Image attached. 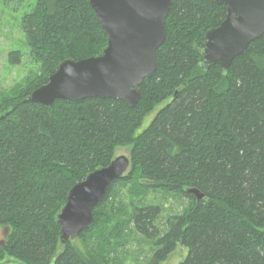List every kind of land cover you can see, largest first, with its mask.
Listing matches in <instances>:
<instances>
[{"label":"trees","instance_id":"obj_1","mask_svg":"<svg viewBox=\"0 0 264 264\" xmlns=\"http://www.w3.org/2000/svg\"><path fill=\"white\" fill-rule=\"evenodd\" d=\"M226 14L214 0H172L156 71L135 107L99 97L45 105L26 98L65 59L101 55L108 36L89 0L31 4L19 22L26 50L9 53L12 65L31 64L29 72L0 87V228L9 227L0 262L117 264L112 237L120 242L132 224L154 240L147 264H161L178 244L188 249L179 264H264V34L227 72L203 69L205 32ZM123 146L128 170L94 208L82 240L61 244L57 215L69 190ZM117 185L130 201L117 198ZM149 191L188 199L164 230L162 205L145 202Z\"/></svg>","mask_w":264,"mask_h":264},{"label":"water","instance_id":"obj_2","mask_svg":"<svg viewBox=\"0 0 264 264\" xmlns=\"http://www.w3.org/2000/svg\"><path fill=\"white\" fill-rule=\"evenodd\" d=\"M227 7L226 18L205 32L200 66L219 65L227 72L235 57L264 34V0H214ZM108 36L103 53L60 62L48 82L33 90L26 100L52 105L57 99L112 98L135 107L140 86L157 68V49L166 37V18L172 0H89ZM130 157L116 156L107 166L91 171L69 190L57 215L59 240L66 244L94 220V208L105 198L110 184L123 177ZM188 193L203 198L196 188ZM9 227L0 228L5 245ZM8 261L0 262L5 264Z\"/></svg>","mask_w":264,"mask_h":264},{"label":"rangeland","instance_id":"obj_3","mask_svg":"<svg viewBox=\"0 0 264 264\" xmlns=\"http://www.w3.org/2000/svg\"><path fill=\"white\" fill-rule=\"evenodd\" d=\"M36 0H0V87L7 88L13 86L17 81L29 72L31 64L12 65L10 62L9 53L13 50H26L24 44V36L19 29V22L23 14L30 10L31 4ZM165 103V102H164ZM164 103L157 106L151 113H149L138 132L145 129L152 121L155 113L161 108ZM130 155V147L123 146L116 149V156ZM114 193H117V198H124L130 201V197L126 195L125 189H121L117 185ZM145 202H156L162 205L163 211L160 214L157 225L160 230H164L166 218L174 213H180L188 205L187 197H182L175 193L165 194L162 191H149L146 194ZM116 218L113 219V222ZM107 224H103V229ZM128 232L124 238L117 242L115 237H112L115 243V249L112 251V256L117 264H147L148 259L153 254L155 244L154 240L147 239L142 235L131 230L132 224L128 225ZM109 229L106 234H109ZM82 239L74 238V243H79ZM188 253V249L180 244L176 249L168 255V257L161 262V264H179Z\"/></svg>","mask_w":264,"mask_h":264}]
</instances>
